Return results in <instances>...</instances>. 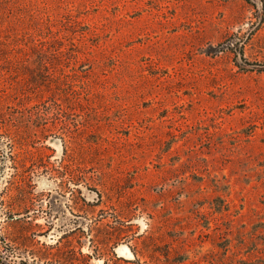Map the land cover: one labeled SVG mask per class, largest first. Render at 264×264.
Wrapping results in <instances>:
<instances>
[{
	"label": "rangeland",
	"instance_id": "374dc122",
	"mask_svg": "<svg viewBox=\"0 0 264 264\" xmlns=\"http://www.w3.org/2000/svg\"><path fill=\"white\" fill-rule=\"evenodd\" d=\"M0 264H264V0H0Z\"/></svg>",
	"mask_w": 264,
	"mask_h": 264
},
{
	"label": "water",
	"instance_id": "95a60500",
	"mask_svg": "<svg viewBox=\"0 0 264 264\" xmlns=\"http://www.w3.org/2000/svg\"><path fill=\"white\" fill-rule=\"evenodd\" d=\"M121 250H125V251H127V252L130 253V251H129L126 247L120 248V252H121ZM130 254H131V253H130Z\"/></svg>",
	"mask_w": 264,
	"mask_h": 264
},
{
	"label": "bare ground",
	"instance_id": "6f19581e",
	"mask_svg": "<svg viewBox=\"0 0 264 264\" xmlns=\"http://www.w3.org/2000/svg\"><path fill=\"white\" fill-rule=\"evenodd\" d=\"M125 250H121V253H124Z\"/></svg>",
	"mask_w": 264,
	"mask_h": 264
}]
</instances>
